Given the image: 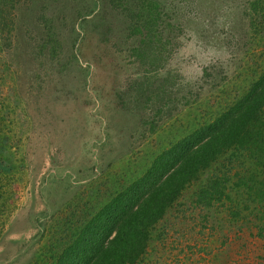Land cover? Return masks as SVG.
Returning <instances> with one entry per match:
<instances>
[{"label":"rangeland","instance_id":"rangeland-1","mask_svg":"<svg viewBox=\"0 0 264 264\" xmlns=\"http://www.w3.org/2000/svg\"><path fill=\"white\" fill-rule=\"evenodd\" d=\"M255 1L154 0L140 17L138 0L6 4L0 264H48L158 152L248 89L264 65ZM230 162L207 170L230 201L197 199L204 173L150 228L135 264H264V231L235 187L263 179L264 153Z\"/></svg>","mask_w":264,"mask_h":264},{"label":"trees","instance_id":"trees-1","mask_svg":"<svg viewBox=\"0 0 264 264\" xmlns=\"http://www.w3.org/2000/svg\"><path fill=\"white\" fill-rule=\"evenodd\" d=\"M153 1L138 0L139 5H133V11L139 6L137 17L151 14ZM8 2L11 0H0V33ZM250 8L255 17L254 34L264 37V0L255 1ZM263 148L264 65L248 89L236 95L215 117L195 125L158 152L143 174L72 233L61 251H52L48 264H135L144 252L150 228L182 189L205 173L208 178L199 188L197 199L221 204L223 200L230 201L228 195H223L225 178L207 174L210 164L219 158L228 164L239 157L252 159L258 153L263 155ZM263 179L249 178L248 182L241 178L235 183L241 196L249 199L250 206L244 210L252 216L257 236L264 231ZM1 186L0 183V204L4 209L3 200L9 191L4 194Z\"/></svg>","mask_w":264,"mask_h":264}]
</instances>
